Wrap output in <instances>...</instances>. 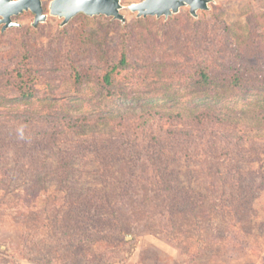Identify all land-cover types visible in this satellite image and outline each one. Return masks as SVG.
<instances>
[{"label": "rangeland", "instance_id": "rangeland-1", "mask_svg": "<svg viewBox=\"0 0 264 264\" xmlns=\"http://www.w3.org/2000/svg\"><path fill=\"white\" fill-rule=\"evenodd\" d=\"M141 1L120 0L124 22L61 26L46 1L43 23L0 26V264H264V0L159 19L128 10ZM201 67L222 87L198 86ZM202 109L237 123L243 159L137 155L141 115L164 134Z\"/></svg>", "mask_w": 264, "mask_h": 264}, {"label": "trees", "instance_id": "trees-1", "mask_svg": "<svg viewBox=\"0 0 264 264\" xmlns=\"http://www.w3.org/2000/svg\"><path fill=\"white\" fill-rule=\"evenodd\" d=\"M122 66H126L125 54L121 55L118 65L104 75V86H112V75ZM209 70L206 67H201L197 71L198 86L202 89L212 88L211 90H214L213 88L216 87H222V85L216 86L220 85V82H216L212 78ZM73 74L75 82H79V73L75 71ZM251 84L247 86L248 89L253 90L258 88L255 83ZM245 85L244 83L241 84L240 76H233L226 87L230 89H244ZM210 110L202 109L193 118L188 119L189 123L185 125V128L177 129L174 127L172 131L165 132L164 134L160 133V129H158L157 122L159 120L156 118L154 111H147L136 120V128H142V130L136 132L139 141L146 142L150 147H147L146 150H144L145 148H141L137 155L141 154L140 156L149 157L152 163H161L163 160L165 163H168L171 156H183L184 160L188 162H190V159L195 160L200 156L207 163L209 161L212 163H229L228 161L235 162L236 159H243L244 152L246 151L247 154L249 152V149H246L243 144L245 142V133L241 131V134L236 135L235 132H238L237 123L230 121L231 119H224L213 110ZM260 112L264 127V110L262 109ZM59 127L65 128L63 124ZM114 129L117 130L118 127L114 126ZM191 149L193 151H190ZM225 154L227 157L222 158L221 155L224 156ZM254 157H257L255 153ZM130 158L133 157L130 156ZM235 174L238 179L234 182V186L241 188V182L247 175L238 169L235 170ZM259 186L263 189L264 182Z\"/></svg>", "mask_w": 264, "mask_h": 264}, {"label": "water", "instance_id": "water-1", "mask_svg": "<svg viewBox=\"0 0 264 264\" xmlns=\"http://www.w3.org/2000/svg\"><path fill=\"white\" fill-rule=\"evenodd\" d=\"M46 1H50L49 15L62 19L61 26H65L79 14L88 17L104 16L124 22V17L120 14L123 8L120 0H0L2 30L18 26L12 21V17L27 11L34 15L33 26L43 23L47 16L43 13L42 3ZM208 2L209 0H143L127 8L137 18L159 19L177 14L182 7H188L190 14L195 16L198 10H207Z\"/></svg>", "mask_w": 264, "mask_h": 264}]
</instances>
